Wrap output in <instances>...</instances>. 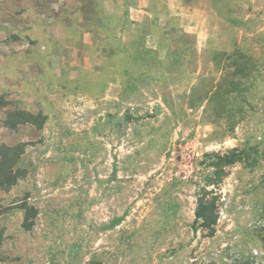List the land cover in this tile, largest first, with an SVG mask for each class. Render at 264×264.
Listing matches in <instances>:
<instances>
[{
  "label": "rangeland",
  "instance_id": "obj_1",
  "mask_svg": "<svg viewBox=\"0 0 264 264\" xmlns=\"http://www.w3.org/2000/svg\"><path fill=\"white\" fill-rule=\"evenodd\" d=\"M0 65V264H264V0H0Z\"/></svg>",
  "mask_w": 264,
  "mask_h": 264
},
{
  "label": "trees",
  "instance_id": "obj_2",
  "mask_svg": "<svg viewBox=\"0 0 264 264\" xmlns=\"http://www.w3.org/2000/svg\"><path fill=\"white\" fill-rule=\"evenodd\" d=\"M8 102L0 96V110L6 108ZM16 115L23 116V113L18 112ZM10 117V115H9ZM20 122H28L23 119ZM7 124L14 126L15 121L8 120ZM20 151L16 147H1L0 148V190L9 189L14 186L19 178L23 176V172L20 168L16 167V163L20 159ZM227 164L233 163L234 159L221 160ZM214 177L219 178L224 175V171L221 168H216L214 171ZM209 192L203 191L198 196L196 202V208L194 211V223L205 231L208 236H212L215 232L214 227L217 221L216 213V201L215 198H206Z\"/></svg>",
  "mask_w": 264,
  "mask_h": 264
},
{
  "label": "crops",
  "instance_id": "obj_3",
  "mask_svg": "<svg viewBox=\"0 0 264 264\" xmlns=\"http://www.w3.org/2000/svg\"><path fill=\"white\" fill-rule=\"evenodd\" d=\"M2 71H3V69L1 68V65H0V77H2L3 74H5V73H2Z\"/></svg>",
  "mask_w": 264,
  "mask_h": 264
}]
</instances>
